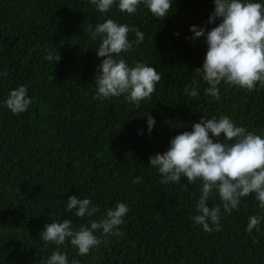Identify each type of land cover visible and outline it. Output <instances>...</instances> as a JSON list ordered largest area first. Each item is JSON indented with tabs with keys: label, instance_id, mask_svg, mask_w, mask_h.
Returning a JSON list of instances; mask_svg holds the SVG:
<instances>
[{
	"label": "trees",
	"instance_id": "1",
	"mask_svg": "<svg viewBox=\"0 0 264 264\" xmlns=\"http://www.w3.org/2000/svg\"><path fill=\"white\" fill-rule=\"evenodd\" d=\"M118 3L102 13L91 0H0V264H40L56 250L69 264H264V220L260 231L245 230L250 216L264 217L255 194L229 214L214 189L207 206H220V231L206 233L190 218L202 181L182 177L161 185L163 177L149 166L150 157L169 150L203 116L226 115L264 138V87L257 83L249 92L221 82L219 100L204 94L208 85L195 70L203 68L207 32L221 22L209 23L214 0H173L163 20L144 4L128 14ZM108 19L144 33L137 46L130 31L133 49L119 58L130 67H154L162 77L139 107L123 95L96 98L106 57L98 58L101 41L90 39L88 28ZM192 26L205 36L193 40ZM48 53L59 54L60 62L45 60ZM186 85L199 95H186ZM19 86L33 103L16 115L4 102ZM149 114L156 121L151 133ZM136 177L142 181L133 183ZM70 196L90 199L100 212L74 216L76 209L66 210ZM118 202L129 208L119 226L123 235L96 231L102 242L85 256L70 239L58 246L40 238L46 225L64 219L74 231L90 227L89 220H102Z\"/></svg>",
	"mask_w": 264,
	"mask_h": 264
},
{
	"label": "clouds",
	"instance_id": "2",
	"mask_svg": "<svg viewBox=\"0 0 264 264\" xmlns=\"http://www.w3.org/2000/svg\"><path fill=\"white\" fill-rule=\"evenodd\" d=\"M214 2L215 10L209 23L220 18V24L207 34L203 28H190L194 33L193 40L206 34L208 51L203 68L195 70L208 85L204 94L219 100L218 86L221 82L249 92L256 89L257 83L264 87V4L253 0ZM91 3L97 6L98 11L106 13L115 0H91ZM141 4L148 8L153 17L163 20L172 10L173 0H119L118 8L120 12L134 14ZM130 31L135 33L137 46L143 42L144 33L139 28H130L112 19L97 24L94 30L91 26L88 28L89 38L101 41L97 48L98 58L106 57L95 80L96 98L110 99L123 95L129 103L139 107L142 101L149 99L156 91V85L162 77L154 67L140 62L130 67L126 60L119 58L122 53L133 49V43L128 39ZM44 59L58 63L61 56L48 53ZM192 84L196 85L197 81L193 80ZM185 94L193 98L199 95L196 87L189 90L187 85ZM4 103L13 114L19 115L28 110L33 99L29 97L25 86H19L10 91ZM155 123V119L150 114L147 115L149 133ZM192 127L191 132L174 137L165 153L150 157L149 166L157 169L163 177L161 185L180 183L182 177H187L189 184L202 181L201 196L196 204L197 215L190 218L202 226L206 233L220 231V206H207L214 189L219 194L224 211L229 214L239 209L241 198L252 194L259 201V207L264 209V138L247 131L243 126H237L226 115L211 119L203 116ZM222 134L224 142H219ZM141 181V177H136L133 183ZM183 186L185 189L188 187ZM73 209H76L74 216L79 218L92 217L100 212L90 199L70 196L66 210L72 212ZM128 211L125 203L118 202L114 208L107 210L102 220H89L90 227H81L79 231L72 229L69 219L52 222L45 226L40 238L58 246L70 239L71 245L78 249V255L85 256L102 242L94 235L96 231L100 230L105 238L123 235L119 226L124 223L123 218ZM248 219L246 232L251 234L254 229L260 231L259 226L264 217L253 215ZM40 264L69 262L66 254L56 250L47 261L41 260ZM72 264L80 262L74 260Z\"/></svg>",
	"mask_w": 264,
	"mask_h": 264
}]
</instances>
